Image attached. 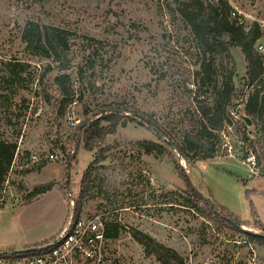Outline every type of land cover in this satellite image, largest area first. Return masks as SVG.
I'll list each match as a JSON object with an SVG mask.
<instances>
[{"label":"rangeland","instance_id":"obj_1","mask_svg":"<svg viewBox=\"0 0 264 264\" xmlns=\"http://www.w3.org/2000/svg\"><path fill=\"white\" fill-rule=\"evenodd\" d=\"M168 1L0 0V138L17 144L11 174L0 191V203L5 201L0 251L51 239L72 214L108 210L121 225L118 245L126 264H161L145 254L133 229L175 248L188 264H264V246L246 234L264 236V138L254 125L248 135L235 124L224 127L216 156L202 166L194 167L178 153L147 154L141 144L159 141L139 121L141 112L181 140L180 131L200 119L199 108L214 106L225 77L232 74L242 92L233 102L235 120L247 116L248 97L264 87L263 72L260 85L242 90L247 62L241 49L233 47L232 57L220 48L205 53L174 14L177 5L168 6ZM228 2L237 12L231 20L245 30L259 25L256 46L262 44L264 0ZM29 21L41 25L50 39L53 27L63 29L69 48L56 54L52 42L54 56L47 57L46 44L28 45L23 30ZM10 61L28 65L16 80ZM210 62L212 76L201 86L202 64ZM116 112L127 124L86 150L79 125ZM251 151L259 166L255 174L244 162ZM175 161L205 197L225 215L236 216L246 230L190 208L188 186ZM88 167L91 187L81 199ZM47 184L54 185L50 191L35 193Z\"/></svg>","mask_w":264,"mask_h":264},{"label":"trees","instance_id":"obj_2","mask_svg":"<svg viewBox=\"0 0 264 264\" xmlns=\"http://www.w3.org/2000/svg\"><path fill=\"white\" fill-rule=\"evenodd\" d=\"M168 2V6L177 5L174 14L176 13L183 22L190 27L194 39L197 42V46L205 53L213 51L215 48H220L232 57L230 50L233 47H239L241 49L247 62L246 77L242 90L245 86L260 85L259 82L261 81L259 77L264 72V63L263 57L256 51L255 47L262 35L261 29L257 23L250 29L245 30L243 25H240L237 20H231L230 16L233 11L228 0H172ZM236 17L234 18L236 19ZM64 33L63 29L53 27L52 39H50L46 33H43L41 25L34 21H29L23 30V39L28 45L35 41L46 44L44 46V55L53 57L52 49H50L52 42L54 43V47L51 48L54 49L56 54L58 49L63 50V48H69L68 39ZM9 64L12 67V76L14 80L20 78L28 67L25 62L20 61H10ZM208 64L209 65L202 64V68L206 74L201 78V86H205L212 76L213 63L210 62ZM56 80L58 83V77ZM59 91L64 93V89L61 85ZM240 94H242V92H238L232 74L225 77L222 82L221 90L217 93L214 106L199 108L200 119L198 118L190 129L180 131L181 140L171 131H168L160 125L151 115L141 112L137 115L139 121L152 131L154 130L151 124H155L165 136L161 137L154 131L159 141H142L141 144L145 152L147 154L156 153L157 155H176L178 153L181 154L189 164H195L193 165L194 167L201 161L215 157L219 150V139L224 127L228 128L231 127L230 125L235 124L239 131L242 130L245 135L250 133V126L248 122L244 120V116L241 115L242 117L239 120L233 119L232 107L235 108L233 102L235 99L239 98ZM201 97L202 95L199 94L195 99L201 100L199 99ZM245 112L248 117L254 118L251 119L252 125L258 129L261 133V137L264 138V87L260 89L257 87L250 94L245 104ZM122 116L123 115L116 112L104 115L101 118H95L94 116L84 120L79 125V128L84 135L83 142L85 149L88 151L93 150L107 135L114 133L118 126H125L127 123L121 120ZM255 120L257 123H255ZM103 121L108 122V125H104ZM169 141L175 144L176 149L170 145ZM16 153L17 144L15 142L0 138V191H2L11 174ZM175 162L179 170V176L185 179L189 196H191L187 201V205L201 215L207 216L217 223H223L232 229L242 231V229L233 225L229 219L236 221L239 225H241L242 222L236 218V216L234 217L232 213L225 215L217 208L215 203L210 199L207 200L183 173L181 165H179L177 161ZM91 170L92 167H88L82 177V187L80 190L81 199H83L90 190ZM23 173L26 174V172ZM53 186V184H47L36 187L35 193L37 195H43L50 191ZM3 203H5V201H3ZM3 203H0V209ZM201 203H203V205H201ZM212 204L219 210L218 212L214 211ZM120 226L121 225L117 222L113 224L111 236L116 237L119 235ZM246 234L249 235L252 240L264 246V236L252 232H247ZM132 235L135 240L143 246L145 254L147 256L154 255L161 264H188L185 257L175 248L166 246L149 234L138 229H133ZM50 240L51 239H47L32 246H42L49 243Z\"/></svg>","mask_w":264,"mask_h":264},{"label":"built area","instance_id":"obj_3","mask_svg":"<svg viewBox=\"0 0 264 264\" xmlns=\"http://www.w3.org/2000/svg\"><path fill=\"white\" fill-rule=\"evenodd\" d=\"M232 15L236 16L237 12L234 10ZM256 48L264 58V42ZM50 157L53 159L55 155ZM244 162L254 174L258 173V161L252 151ZM113 224L108 210L72 214L66 225L45 244L46 248L30 253L0 251V264H126L118 245L120 236H111Z\"/></svg>","mask_w":264,"mask_h":264},{"label":"water","instance_id":"obj_4","mask_svg":"<svg viewBox=\"0 0 264 264\" xmlns=\"http://www.w3.org/2000/svg\"><path fill=\"white\" fill-rule=\"evenodd\" d=\"M244 120L248 122L249 125H252V120L247 117V116H244ZM153 130L158 134L160 135L161 137H165L164 134L162 133V131L155 125V124H151ZM170 145L172 147H174L176 149V146L173 142L169 141ZM207 200H209L207 197H206ZM212 207L214 208V211L215 212H218V209L212 204ZM229 219V218H228ZM233 225L239 227L240 229H243V230H246L244 229L241 225H239L236 221L232 220V219H229ZM249 232V230H246ZM47 245L45 246H32V247H29V248H25V249H22V250H13L14 253H30V252H36V251H40L44 248H46ZM1 254V252H0Z\"/></svg>","mask_w":264,"mask_h":264},{"label":"crops","instance_id":"obj_5","mask_svg":"<svg viewBox=\"0 0 264 264\" xmlns=\"http://www.w3.org/2000/svg\"><path fill=\"white\" fill-rule=\"evenodd\" d=\"M206 161H207V160L201 161V162H199L198 164L202 166L204 163H206ZM33 245H34V244H33ZM30 246H32V245L26 246V247H24L23 249H25V248H29Z\"/></svg>","mask_w":264,"mask_h":264}]
</instances>
